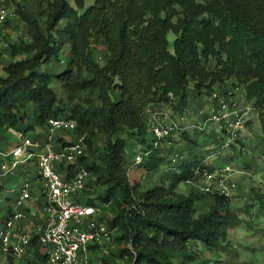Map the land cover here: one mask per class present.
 <instances>
[{
    "label": "trees",
    "instance_id": "16d2710c",
    "mask_svg": "<svg viewBox=\"0 0 264 264\" xmlns=\"http://www.w3.org/2000/svg\"><path fill=\"white\" fill-rule=\"evenodd\" d=\"M41 1L46 5L37 16L17 4L30 41L6 52L0 131L30 133L38 127L43 133L50 119L77 122L74 136H85L87 145L82 163L95 177L99 199L111 203L116 241L132 245L120 252L129 264H173L177 258L185 264L194 258L188 246L195 242L219 250L227 241L224 227L239 222L233 197L214 195L209 203L210 196L194 189L178 192L197 167L206 168L202 162L179 165L166 175L167 187L142 190L140 179L128 177L133 162L126 161L127 143L115 136L123 130L135 136L146 153L152 149L147 121L152 106L189 108L190 95L211 96L225 88L242 89L258 114L264 141V0H92L89 7L87 0H74V6L68 0ZM169 33L176 36L173 53ZM96 42L104 46L103 62ZM53 61L63 65L59 73L39 71ZM54 81L66 103L51 87ZM29 105L36 112L28 121ZM98 135L100 154L94 151ZM164 162L154 152L136 167L152 173ZM256 198L264 209V197ZM204 205L208 211L201 213Z\"/></svg>",
    "mask_w": 264,
    "mask_h": 264
},
{
    "label": "built area",
    "instance_id": "2783aa9c",
    "mask_svg": "<svg viewBox=\"0 0 264 264\" xmlns=\"http://www.w3.org/2000/svg\"><path fill=\"white\" fill-rule=\"evenodd\" d=\"M22 40L30 41L19 21L14 0H0V69L7 51ZM2 67V68H1ZM173 98V97H172ZM148 110L152 149L133 160L135 168L154 152L165 159L164 172L192 162L179 150L177 137L193 132L202 137L216 129V152L222 155L240 141L255 108L236 90L218 89L206 97L198 113L176 110L172 103ZM77 122L50 119L44 132L34 136L15 129L7 132L14 143L0 147V249L7 264H102L112 260L120 245L111 203L102 202L95 177L84 167L85 136L75 137ZM74 137V139H73ZM128 171V177L129 176ZM237 172L229 167L208 170L199 166L187 182L208 196H234L239 189ZM119 258L126 260L128 256ZM134 264V262L132 263Z\"/></svg>",
    "mask_w": 264,
    "mask_h": 264
},
{
    "label": "rangeland",
    "instance_id": "374dc122",
    "mask_svg": "<svg viewBox=\"0 0 264 264\" xmlns=\"http://www.w3.org/2000/svg\"><path fill=\"white\" fill-rule=\"evenodd\" d=\"M15 4H19L24 6L30 13L36 14V16L38 15V12H40L41 9H43L44 5H42V1L41 0H14ZM69 3L74 6V0H68ZM86 6L89 7L93 4L92 0H87L86 2ZM46 19V16H44L43 18H41V23H44ZM176 36L173 33H169L168 34V41H169V51L171 53L174 52V42H175ZM95 49H96V53L98 55V59L100 62H103L105 57H106V53H105V49L104 46L101 42H96L95 43ZM24 57L22 56H18L16 60H21ZM7 61V59L5 60V62ZM4 66V64H3ZM2 66V67H3ZM1 67V68H2ZM63 65L59 63H57L56 61H53L51 64L49 65H43L39 71L40 72H47V73H51V74H56L59 73L60 70L62 69ZM0 75L4 76L5 73L3 71V69H0ZM51 87L55 90V92L58 93V95L60 96V99L63 100L64 103H66V96L64 94V91L61 87V84L57 81H54L51 84ZM188 91H192V87H190V89H188ZM236 92L240 95V96H244V93L242 91V89L240 90H236ZM206 97L207 96H194V95H190V100H189V108L191 110V112L193 113H198L199 111H201L206 104ZM249 103V102H248ZM251 104V103H249ZM68 105V104H66ZM252 105V104H251ZM162 109H165L164 106H161ZM26 112H27V116H28V121L29 118L33 117L36 110L34 107L32 106H27L26 107ZM26 122V125H29V122ZM32 122V121H31ZM30 122V123H31ZM260 123H259V118L257 115V112L254 111L253 114H251L250 116V120L248 121V123L246 124V128L244 130V132L242 133V136L240 138V141L234 145V147H232L229 151H227L226 153L218 156L219 154H217L216 149H212L210 148V150H205L204 147V143H200V145H197V142L194 144V140L192 141H187V140H183L182 143H186V146H184V148H179V150L188 158V161H194L195 159H193L195 156L199 157V158H206L208 155H217L219 158L217 159H213V160H207V165L208 166H212L214 168H224L225 166H229V167H234V168H238L241 169L240 166L241 164L244 162L247 163H251L248 165L249 169L252 168L251 171H249V173H247L244 177L241 174H237L236 175V180L238 182V185L240 187V189H238L236 191V194L238 195H242L246 197V201H240V202H236L235 200L232 201V206L233 208H238L240 205L242 204H246V202H248L250 200V192H251V188L253 187H257L260 185V183L262 182V180L264 179V141H263V132L260 128ZM39 128L37 127L35 131H29V135L30 136H34L35 132L38 131ZM0 134H2L3 136H5V139L7 141V143H14L15 139L14 137H12V135H10L7 131H0ZM197 136V134H196ZM151 137V136H150ZM203 137V136H202ZM200 137V138H202ZM117 138H122L123 140L126 141L127 143V147H126V161L129 163H132L133 160H135V157L137 155H140L141 151H142V144L139 140H137L135 138V136L133 135H129L128 133H126L124 130L122 131V133H118L115 136V139ZM74 139V137H73ZM193 139V138H192ZM94 151H96L98 154L102 153L104 150L103 147V141L102 138L100 137V135L94 137ZM3 146L6 147V143L3 144ZM238 148H241V152H238ZM244 153V155H243ZM225 155H234V159H230V160H223L222 157H227ZM256 156L258 158H256ZM193 157V158H192ZM237 157H239L237 159ZM240 157H243L242 159ZM232 158V157H231ZM228 159V158H227ZM166 164V162H165ZM164 166V165H163ZM161 166L157 172H152V173H148L146 171L145 168H140L139 167H133L131 168V170L129 171V179H140V183H141V187L142 190H148L151 189L152 187L156 186V185H163V186H168L169 181L167 180L168 177L166 176L167 173L164 172V167ZM243 169L245 167V164L242 165ZM241 166V167H242ZM236 172V171H235ZM188 187L186 185V183H181L179 185L178 188V192L182 193V194H186L188 193ZM190 189H194L192 186H190ZM195 191H197L196 189H194ZM199 192V191H197ZM254 196V195H253ZM256 198V196H255ZM209 203H211V197L209 200ZM208 211V207L206 205L203 206V208L201 209V213H206ZM244 210L239 211V214H242ZM112 214L114 215V213L112 212ZM3 216V213L0 212V218ZM249 219V217H247ZM248 219L246 221H248ZM245 221V222H246ZM229 245L226 246L227 249L232 250V253H224L222 255H218V253H215L211 250H209L208 248H206L205 246H203V244H197V242H195L194 244H191L188 246V251L189 254L192 255L194 254V258L192 257V260H186L185 264H228L232 262L230 261V259L233 257V251H240V256L239 259H245L244 255H243V248H241L240 244L244 241H250L252 238L246 236L248 235V233L250 232L248 225L247 224H242L241 226H239V228L237 229H229ZM255 246L259 251L264 252V236H258L256 237L255 240ZM238 247V249L235 247ZM122 246H117L114 250V256H112L113 258H115L117 260L116 264H128L126 260H122L119 258V254L121 252ZM248 251H250V249H247ZM244 264H249L247 262H243ZM252 264H264V256H261L260 260L258 262H251ZM0 264H7L6 259L4 257V255L2 254V251L0 249ZM173 264H183V259L182 258H177L174 260Z\"/></svg>",
    "mask_w": 264,
    "mask_h": 264
},
{
    "label": "crops",
    "instance_id": "0c3cea01",
    "mask_svg": "<svg viewBox=\"0 0 264 264\" xmlns=\"http://www.w3.org/2000/svg\"><path fill=\"white\" fill-rule=\"evenodd\" d=\"M157 108H160V106H152L150 109L153 110V109H157ZM216 133L217 132H216L215 127L211 126L209 131L207 133H205L202 138L197 137L196 133H193V132H186L184 134H181L177 137L179 144H180L179 148H184V146H186V143L185 144L182 143L183 140H187V141L188 140L189 141L194 140L192 142H194V144L197 142V145H200L199 142L204 143L203 145L205 147V150L206 149L210 150V148H211V150L216 149V145H217ZM4 143H6L5 136L0 134V145H3ZM237 150H238V152L239 151L241 152V148H238ZM243 155H244V153H243ZM218 156L217 155H212V156L208 155L206 158L205 157L199 158L197 156H195L194 158L192 157V158L195 160L201 161L204 167L212 170V169H214V167L208 166L207 160L217 159V158H219ZM225 156H227V157L226 158L222 157L224 161L234 159L233 158L234 155H225ZM238 158L239 157H237V159ZM240 158L242 159L243 157H240ZM256 158H258V157L256 156ZM243 164H245L244 169L242 166ZM249 164H251V163H247V162L243 161V163L241 164L242 167L240 166L241 169L229 167V166H225V167L231 168L233 171H236L237 174H241L244 177L247 173H249V171L252 170V168L249 169V167H248ZM186 185L188 188H190V185L188 183H186ZM239 189H240V187H239ZM255 196L256 197L257 196L258 197H260V196L264 197V179L262 180V182L260 183L259 186L251 188L250 197H249L250 200L248 202H246L245 205L242 204L238 208H233V206H232V208L238 214L239 222L236 224H229V225L224 227L223 230L226 233L227 241H226V243H224L221 246V248L219 250L213 251L215 253H218V255H222L224 253L231 254L232 250H229L226 248V246L229 245V232H228V230L229 229H231V230L237 229V228H239V226H241L244 223L247 224L250 232L246 236H248L252 239L250 241L246 240L240 244L241 248H243L242 252H243L245 259H241V260L239 259V256L241 254L240 251H233V257L230 259L232 264H244L243 262H247L249 264H252L251 262L256 263L260 260L261 256H264V252L259 251L255 246L256 237L264 236V209L261 206V202L259 201V199L255 198ZM233 200H235L236 202H240V201H246L247 199L245 196L238 195L235 193L233 196ZM241 210H244V211L242 214H239V211H241ZM247 217H249V219ZM247 219H248V221H246ZM192 244H194V243H192ZM197 244H201V243L197 242ZM203 246H205V245L203 244ZM235 247H236V245H235ZM236 248L238 249V247H236ZM247 249H250V251H248ZM192 255L195 256L194 254H192ZM228 264H231V263H228Z\"/></svg>",
    "mask_w": 264,
    "mask_h": 264
}]
</instances>
